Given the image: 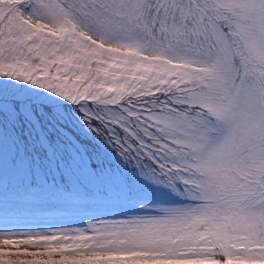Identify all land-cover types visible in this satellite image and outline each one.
I'll list each match as a JSON object with an SVG mask.
<instances>
[{
	"label": "snow or ice",
	"instance_id": "snow-or-ice-1",
	"mask_svg": "<svg viewBox=\"0 0 264 264\" xmlns=\"http://www.w3.org/2000/svg\"><path fill=\"white\" fill-rule=\"evenodd\" d=\"M0 264H264V0H0Z\"/></svg>",
	"mask_w": 264,
	"mask_h": 264
},
{
	"label": "rangeland",
	"instance_id": "rangeland-1",
	"mask_svg": "<svg viewBox=\"0 0 264 264\" xmlns=\"http://www.w3.org/2000/svg\"><path fill=\"white\" fill-rule=\"evenodd\" d=\"M73 226H75V225H73Z\"/></svg>",
	"mask_w": 264,
	"mask_h": 264
}]
</instances>
